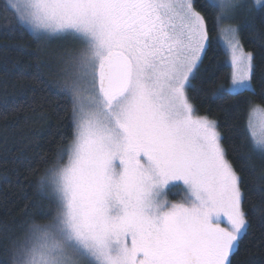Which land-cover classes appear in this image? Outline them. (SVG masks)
<instances>
[{
	"label": "snow or ice",
	"instance_id": "obj_1",
	"mask_svg": "<svg viewBox=\"0 0 264 264\" xmlns=\"http://www.w3.org/2000/svg\"><path fill=\"white\" fill-rule=\"evenodd\" d=\"M201 6L217 25L239 8L264 14V0ZM7 8L34 37L77 44L67 56L72 139L40 181L56 214L28 224L9 264H232L249 225L218 124L195 115L188 96L210 43L196 0H9ZM223 30L234 70L215 98L254 93L253 54L238 26ZM256 110L252 151L264 155ZM170 186L181 188L179 201L167 198Z\"/></svg>",
	"mask_w": 264,
	"mask_h": 264
},
{
	"label": "trees",
	"instance_id": "obj_2",
	"mask_svg": "<svg viewBox=\"0 0 264 264\" xmlns=\"http://www.w3.org/2000/svg\"><path fill=\"white\" fill-rule=\"evenodd\" d=\"M7 4L0 0V264H9V250L23 240L30 222L48 223L55 216L54 199L49 189L41 191L40 181L50 178L73 135L72 96L61 79L62 45L34 37ZM202 4L196 0L210 43L188 96L198 116L217 122L222 147L241 177L249 226L232 264H264V155L252 151L246 127L250 105L264 108V14L239 8L232 20L254 57V93L216 99L218 90H227L231 68L221 43L223 22L217 25L216 12Z\"/></svg>",
	"mask_w": 264,
	"mask_h": 264
},
{
	"label": "rangeland",
	"instance_id": "obj_3",
	"mask_svg": "<svg viewBox=\"0 0 264 264\" xmlns=\"http://www.w3.org/2000/svg\"><path fill=\"white\" fill-rule=\"evenodd\" d=\"M7 2H9V0H7ZM252 2V1H251ZM237 12V10H236ZM232 16L231 19L225 20L223 21V27L221 28V43L227 53V61L228 64L230 65L231 68V75L233 72V67L231 66L230 63V51L228 48L229 45V41L231 39L230 34L227 31H224L223 29L228 25V24H232V20L235 17V14ZM233 26L236 24H232ZM46 40H52L55 41V44L58 42V44L62 45L61 46V57H60V65H61V79L63 81V84H65L67 87L70 85L71 83V75H72V71L73 69L71 68V66L67 63V56L68 53L75 47H77V44L75 41L69 39V38H61V37H50V38H43ZM59 39V40H58ZM57 40V41H56ZM243 50L245 52L246 51L244 48ZM231 75H230V81L229 84L227 86V89L230 87V83H231ZM84 102L87 103V99L86 97L84 98ZM252 108H256L257 110L255 112H253L251 114V125H252V130L254 132H256L257 136H260L261 134H264V108L260 105V104H256V103H252L249 107L248 113H247V121H246V127H247V133L250 139V133H249V114ZM195 115H197L195 113ZM251 142V139H250ZM178 184L181 182H177ZM173 187H177V186H170V188L166 189V193H167V198L172 201V202H176L179 201L181 199V196L183 195V192L180 188V191L178 189H171ZM172 197H170V196ZM223 220V218H222ZM222 226H224L222 224Z\"/></svg>",
	"mask_w": 264,
	"mask_h": 264
}]
</instances>
